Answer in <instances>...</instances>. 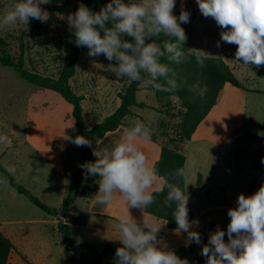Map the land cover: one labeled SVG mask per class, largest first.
I'll return each mask as SVG.
<instances>
[{
    "label": "rangeland",
    "instance_id": "obj_1",
    "mask_svg": "<svg viewBox=\"0 0 264 264\" xmlns=\"http://www.w3.org/2000/svg\"><path fill=\"white\" fill-rule=\"evenodd\" d=\"M18 2L20 0H0V20ZM77 4L78 0H50L49 4L41 6L49 13L47 22L30 19L27 29L17 23L7 30H0V37L7 43V52L17 61L22 48L27 71L56 79L66 50L75 43L66 20L72 13L52 11L45 6L74 8ZM187 7L184 4L185 10ZM180 11L181 5H176L173 12ZM236 50V45L221 50L226 59L220 58L229 63L238 82L247 89H233L227 93L229 108L222 125L232 126L229 139L223 146L211 148L189 144L183 152L190 156L187 188L191 194L190 203L193 202L190 205L193 220L199 221L196 231L202 237L201 243L196 244L197 260L203 264L202 247L217 228L226 233L230 222L227 212L237 206L238 196H249V186L255 178L254 192L264 183V166L257 173L255 165L256 139L264 133L263 69L237 61ZM87 53L79 56L70 86L84 97V122L90 128L114 113L120 105L118 96L127 89L130 80L118 78L111 71L109 65H115V61L109 62L104 55L90 57ZM142 76L148 79L146 74ZM148 86L142 83L137 94L138 102L148 108L132 109V115L125 122L129 127L133 121L142 122L150 129L151 139L170 148L178 147L175 138L183 121L179 117L180 103L172 97L158 100ZM66 104L56 93L30 85L11 68L0 66V136L7 137L0 142V165L19 185L58 210L67 194L71 176L86 163L81 159L83 148L64 139L65 136H81L74 128ZM251 131L256 133L255 138L248 135ZM261 151L264 160V149ZM199 176L203 179L202 186L196 187ZM94 180L93 176L83 179L82 188L94 190ZM94 184L97 185V181ZM85 208V200L79 198L65 215L49 217L19 195L0 172V228L11 233L13 242L26 259H21V264H83L82 257L89 253L79 248L77 254L69 250L57 226L59 221H68ZM99 220L95 217L90 224ZM103 222L115 226L109 219H103ZM72 236L81 242L84 237L93 239L94 232L73 227ZM161 247L172 249L175 243Z\"/></svg>",
    "mask_w": 264,
    "mask_h": 264
},
{
    "label": "clouds",
    "instance_id": "obj_2",
    "mask_svg": "<svg viewBox=\"0 0 264 264\" xmlns=\"http://www.w3.org/2000/svg\"><path fill=\"white\" fill-rule=\"evenodd\" d=\"M49 3L50 0H20L0 20V30L17 23L27 29L30 19L47 22L49 13L41 5ZM196 3L200 13L214 19L222 29L217 47L221 41L235 44L237 61L256 68L264 66V0H196ZM175 6L176 0H111L94 12L81 3L66 20L76 46L87 48L90 57L104 55L109 62L115 61V65L109 66L118 78L171 93L178 89L179 83L170 64L179 65L187 59L186 33L181 24L190 22V13L184 9L183 0L179 16L173 14ZM161 36L168 38L162 45L156 42ZM188 51L201 66L210 56L201 49ZM161 58L169 63L161 62ZM194 89L201 97L207 92L206 85L196 84ZM6 139L0 136V142ZM64 139L77 147L92 146L84 136H65ZM150 139V129L142 122L133 121L122 139L111 151H106L103 158L94 151L98 159L82 167L85 180L88 176H99L97 204L109 205L117 196L132 207L144 208L154 203L151 190L157 185L158 174L138 147V142ZM175 175L183 177L185 173L181 169ZM167 188L165 204H175L172 216L177 224L176 231L187 233L189 243L200 244L201 234L192 230L199 226V221H190L188 216L189 194L174 183H168ZM162 190L155 187L156 192ZM227 215L230 222L226 233L217 228L201 249L205 264H264V183L249 196L240 194L237 206L230 208ZM116 227L120 232L117 240L122 246L116 249L115 264H189L174 251L158 246L160 225L144 220L140 227L128 214Z\"/></svg>",
    "mask_w": 264,
    "mask_h": 264
},
{
    "label": "trees",
    "instance_id": "obj_3",
    "mask_svg": "<svg viewBox=\"0 0 264 264\" xmlns=\"http://www.w3.org/2000/svg\"><path fill=\"white\" fill-rule=\"evenodd\" d=\"M111 0H78L77 6L74 8H68L66 6H45L52 11L75 13L79 5L83 3L94 12H98ZM127 2V0H125ZM43 6V5H41ZM190 13V22L181 24V27L185 30L186 41L184 43V51L187 59L185 62L175 65L170 64V67L174 69L177 74V80L179 87L174 92H161L153 89L151 86L148 88L155 93L156 98H176L181 106L182 111L179 112V117L182 118V124L179 132L176 134L175 141L178 143V147L170 148L166 144H160L161 153L159 160L155 163L154 169L156 170L158 177L164 180L163 190L160 192H152L154 195V203L144 207V212L155 217L158 220H162L166 223V226L170 230H176L177 224L172 216L175 210V204L171 206L165 204V200L168 193L167 184H177L185 191V175L183 177H177L175 173L177 170H183L185 173L186 157L181 149L185 143L191 140L197 127L206 118L212 108L216 105L220 91L225 84H230L233 87L247 91L234 76L229 66L220 58L208 57L203 66L196 63L195 58L188 48L193 35V22L195 19V12L186 9ZM174 15L179 16L180 12H173ZM111 26L110 24L108 25ZM103 34V33H102ZM168 39L161 36L156 39L157 43L162 45L163 41ZM23 49L21 48V54L17 61H15L7 52V43L0 37V66L11 68L17 76L35 87L45 89L59 95L66 103L72 107L71 116L74 120V128L76 132L86 137L91 143H96L101 140L106 134L113 133L120 127L129 128L126 124V119L132 115V109H147L148 107L138 102L137 94L141 90V82L130 81L127 89L120 93L118 98L120 100L119 107L107 116L102 122L88 128L84 122L83 114V101L82 95L76 94L70 86V80L76 74V66L79 60V56L82 53L88 52L87 48L77 47L74 43L68 50H66L62 67L59 75L56 79L29 72L25 69L23 63ZM161 62L169 63L166 58H161ZM263 79H264V66ZM143 74V73H142ZM141 74V75H142ZM199 84L201 86H207V92L203 97L199 96L194 89V85ZM264 94V91H263ZM264 132V125H263ZM251 138H255L256 133L251 131L248 133ZM154 140V139H153ZM82 161L87 162L91 158L90 147H82ZM263 156L262 151L258 150L255 156L256 171L259 173L264 164L262 163ZM0 172L4 175L10 186L17 191L19 195L24 196L32 205L43 211L46 215L53 218H58L61 215H65L69 208L75 203L80 195V187L84 177L83 167L77 168L74 175L69 182L67 194L61 205L60 210L50 207L43 203L38 197L33 195L24 186L19 185L10 173L0 165ZM201 177L198 178V185L200 184ZM257 182L255 178L249 186V195L254 193V188ZM186 192V191H185ZM93 214L87 212H79L76 216L68 221H59L57 231L63 241L66 243L67 248L77 254V248L89 253L88 256L82 257L83 264H104L113 263L116 260L115 253L118 247L108 246L103 251L98 252L93 246L86 242H77L73 236L71 227H85L88 224L89 219ZM189 220H192L191 213L188 214ZM109 218V217H108ZM113 219V218H111ZM115 220V219H113ZM227 242V236L224 237ZM16 250L12 241L0 231V264H7L10 254ZM196 250V243H190L180 248L173 249L175 254L181 259H187L191 264L194 252ZM20 257L26 261L22 254Z\"/></svg>",
    "mask_w": 264,
    "mask_h": 264
},
{
    "label": "crops",
    "instance_id": "obj_4",
    "mask_svg": "<svg viewBox=\"0 0 264 264\" xmlns=\"http://www.w3.org/2000/svg\"><path fill=\"white\" fill-rule=\"evenodd\" d=\"M181 2L182 0H176V5H181ZM183 4H187L188 5L187 9H190L195 12V19L193 22V35H192L189 48L190 49H201L207 52L211 57L226 59L221 53V50H224V49L228 50L232 47H235V44H228V43H224L221 41L220 47H217L216 46L217 41H220V37L217 38V36L221 33L222 29L217 26L214 19H212L211 17L205 18L200 13L196 0H183ZM226 64L229 65V63L227 62ZM233 89H237V88L233 87L232 85L228 83L224 85L223 89L219 93L216 105L212 108V110L209 112L206 118L197 127L191 140L183 145L182 147L183 152H184L185 146L189 144L196 143L200 145L201 148H205V147L211 148V147H216V146H223L226 143V141L230 137L232 126H224L222 124L225 121V117L228 113V108H229L227 100H226L227 93H231ZM66 105L68 106L69 111H72V107L68 103ZM73 124H74V120H73ZM125 130L126 128L120 127L115 132L108 133L101 140H99L96 143H93L92 146L90 147L92 155H91V159L89 162H95L98 159V157L103 158V155L106 151H111L114 148V146L122 139L125 133ZM138 147H140L141 150L145 152L148 158L149 164L152 167H154L155 163L160 158V153H161L160 144H158L157 141L150 139L149 142H138ZM94 151H97L98 157L94 155ZM185 157H186L185 191L189 194V202H188L187 207L189 209V212L191 213L192 220H193L192 211L190 209V205H192L193 202L190 203L191 194L187 188V184H188L187 166H188L190 156L188 157L187 155H185ZM85 175L86 173L84 174V176ZM193 176L194 177L196 176L195 172L193 173ZM93 177L95 180L92 183L94 186H96L94 190L90 191L89 189L87 190L83 189L82 184L79 190L80 195L78 199L83 198L86 203V208L84 209L85 211H82V212L93 214V216L89 219L88 224L85 227H80L82 229H88L94 232V236L92 237L93 239H90L89 237L87 238L84 237V241L82 242H86L89 245L93 246L98 252L103 251L108 246L121 247L122 245L120 241L117 240V239H120V232L117 229L116 225L118 224L121 218L129 214V216L134 221H136V223L140 227H143L144 220L148 221L152 225H156V226L160 225V229L157 235V240L159 242L158 246L161 247L162 244H169L170 246L172 242L175 243L174 248L165 249V250L171 251L173 249L180 248L182 246L190 244L187 241V233L177 232L176 230L168 229L164 221L158 220L155 217L149 214H146L144 212V208L128 206L126 204V201L119 198V196H117V198H115L113 202L109 205L97 204L96 195L98 193L99 185L98 183L97 185L94 184V182L98 181L99 176L97 174L96 176H93ZM202 180L203 179L201 178L199 185L196 182L195 186L201 187ZM156 186L163 188L164 180L161 177H158ZM156 186H154V188L151 190L152 192L155 191ZM95 217H98V219L100 220L95 222L93 225H91L90 223ZM103 219H107V220L109 219L112 223H114L115 226H110V224L103 222ZM1 224L2 223H0V225ZM72 228L73 226L71 227V231H72ZM197 228L198 227L194 226L192 230L196 231ZM0 231L4 233V235H6L16 247V250L10 254L7 264H21L22 258L19 255L21 254V252L17 248V245L13 242L12 235H10L11 233H7L1 228H0ZM197 255H198V246L196 245V250L194 252L191 264H203V263H199V261L197 260Z\"/></svg>",
    "mask_w": 264,
    "mask_h": 264
},
{
    "label": "water",
    "instance_id": "obj_5",
    "mask_svg": "<svg viewBox=\"0 0 264 264\" xmlns=\"http://www.w3.org/2000/svg\"><path fill=\"white\" fill-rule=\"evenodd\" d=\"M257 143H256V149L257 150H263L264 149V138L263 135L257 136Z\"/></svg>",
    "mask_w": 264,
    "mask_h": 264
}]
</instances>
